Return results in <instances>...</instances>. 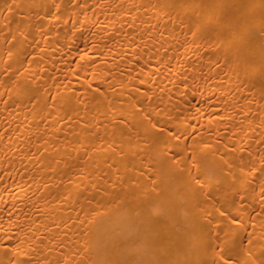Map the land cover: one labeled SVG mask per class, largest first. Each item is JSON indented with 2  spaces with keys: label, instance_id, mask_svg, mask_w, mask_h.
<instances>
[{
  "label": "bare ground",
  "instance_id": "1",
  "mask_svg": "<svg viewBox=\"0 0 264 264\" xmlns=\"http://www.w3.org/2000/svg\"><path fill=\"white\" fill-rule=\"evenodd\" d=\"M0 264H264V0H0Z\"/></svg>",
  "mask_w": 264,
  "mask_h": 264
}]
</instances>
